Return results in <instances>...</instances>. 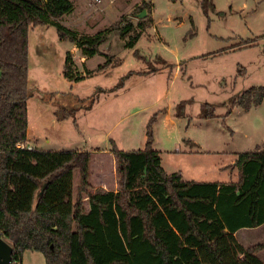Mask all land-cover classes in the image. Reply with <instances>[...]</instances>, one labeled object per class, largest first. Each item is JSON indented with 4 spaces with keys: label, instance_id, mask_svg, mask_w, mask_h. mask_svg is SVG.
I'll list each match as a JSON object with an SVG mask.
<instances>
[{
    "label": "rangeland",
    "instance_id": "rangeland-1",
    "mask_svg": "<svg viewBox=\"0 0 264 264\" xmlns=\"http://www.w3.org/2000/svg\"><path fill=\"white\" fill-rule=\"evenodd\" d=\"M71 1L72 10L56 20L80 34L122 21L85 61L54 25L29 28L26 139L31 146L98 153L113 141L120 149H139L156 115L152 146L163 167L183 169L185 178L195 181L232 179L237 170L225 161L231 154L264 148V100L249 109L230 105L244 90L264 85V0H210L207 13L201 0ZM142 1L150 8L139 17ZM126 23L141 29L133 47L118 31ZM66 54L77 73L88 75L90 69L91 76L71 85L63 76ZM108 56L107 68L98 71ZM204 103L213 106L214 118L201 116ZM190 143L194 150L217 153L190 154L185 149ZM74 174L75 199L80 177L78 170ZM88 181L91 190L97 188ZM237 237L244 246L264 242V225ZM258 255L264 259V250ZM22 264H44V257L26 250Z\"/></svg>",
    "mask_w": 264,
    "mask_h": 264
},
{
    "label": "trees",
    "instance_id": "trees-1",
    "mask_svg": "<svg viewBox=\"0 0 264 264\" xmlns=\"http://www.w3.org/2000/svg\"><path fill=\"white\" fill-rule=\"evenodd\" d=\"M209 4L201 0L204 13ZM72 8L71 0H0V238L14 248L11 264H20L26 250L42 253L45 264H264L258 256L264 242L244 246L236 237L240 229L264 224V149L259 146L237 153L234 182L185 180L179 171L165 170L152 146L154 115L143 148L124 150L111 142L116 191L91 190V151L24 146L29 28L54 25L60 39L89 58L122 21L80 34L56 20ZM149 8L142 1L139 9ZM133 26L118 29L128 37V47L141 35ZM71 62L66 54L63 76L82 80ZM263 100L264 85L252 86L230 105L249 109ZM200 114L216 116L209 103ZM75 170L80 183L74 199Z\"/></svg>",
    "mask_w": 264,
    "mask_h": 264
},
{
    "label": "crops",
    "instance_id": "crops-1",
    "mask_svg": "<svg viewBox=\"0 0 264 264\" xmlns=\"http://www.w3.org/2000/svg\"><path fill=\"white\" fill-rule=\"evenodd\" d=\"M75 48H76V46L73 44L71 50L74 51ZM81 57L83 58L84 61L86 59L88 60V58L83 56V55ZM79 73L81 74L80 70H79ZM81 75H84V78L91 76V74L86 75V73H84V72ZM82 80H80V81H82ZM68 81L71 83V85L73 83H75V82H78V81H70V80H68ZM190 144L191 145H189L188 148L185 147L186 152H190V154H197L198 152H203V154H206V153L213 152L211 149H209V150H200V151L199 150H194V145L195 144L194 143H190ZM24 145L26 147H28V148L33 147V146H31V144L28 142L27 139H26ZM262 149H264V148H262ZM213 153H217V152H213ZM236 158H237V154L236 155L231 154L230 158L225 160V161L229 162L228 165H232V167L230 168L231 171L237 170V175L234 178H232V179L221 180V181H218V182H234V181H236L238 179V167L234 165ZM161 161H162V165H163V159L162 158H161ZM194 170H196V171H192V172H197L198 168H195ZM176 171H179L182 174V178L183 179L191 180V179L185 178V176L187 174H186V172L183 169H177V170H174V171H168L167 170V172H176ZM89 180H90L91 184L93 186H95V187H103V188H105L107 190H112V191H116L118 189L117 183H116V180H115V161H114V159L112 157V154L110 153V149L109 150H107V149L106 150H101L100 149L98 151V153L92 152V157H91V160H90V163H89ZM262 225H264V224H262ZM262 225H260V226H262ZM260 226H258L256 228H243V229H240V230H238L236 232V237H237L238 233H242V232H244V230L247 231V230L257 229ZM237 239H238V237H237ZM259 258L264 262L263 258H261L260 256H259ZM20 264H22V260H21ZM44 264H45V259H44Z\"/></svg>",
    "mask_w": 264,
    "mask_h": 264
},
{
    "label": "water",
    "instance_id": "water-1",
    "mask_svg": "<svg viewBox=\"0 0 264 264\" xmlns=\"http://www.w3.org/2000/svg\"><path fill=\"white\" fill-rule=\"evenodd\" d=\"M145 10L139 13V17L145 15ZM13 246L3 238H0V264H11Z\"/></svg>",
    "mask_w": 264,
    "mask_h": 264
},
{
    "label": "built area",
    "instance_id": "built-area-1",
    "mask_svg": "<svg viewBox=\"0 0 264 264\" xmlns=\"http://www.w3.org/2000/svg\"><path fill=\"white\" fill-rule=\"evenodd\" d=\"M90 3H93L94 5H101L103 3V1L105 0H88ZM107 1V0H106ZM113 1V0H111ZM20 146V145H18ZM21 147V146H20Z\"/></svg>",
    "mask_w": 264,
    "mask_h": 264
}]
</instances>
